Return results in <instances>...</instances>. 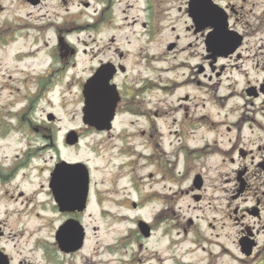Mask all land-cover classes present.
<instances>
[{
	"label": "flooded vegetation",
	"instance_id": "flooded-vegetation-1",
	"mask_svg": "<svg viewBox=\"0 0 264 264\" xmlns=\"http://www.w3.org/2000/svg\"><path fill=\"white\" fill-rule=\"evenodd\" d=\"M100 254L264 264V0H0V264Z\"/></svg>",
	"mask_w": 264,
	"mask_h": 264
},
{
	"label": "rangeland",
	"instance_id": "rangeland-1",
	"mask_svg": "<svg viewBox=\"0 0 264 264\" xmlns=\"http://www.w3.org/2000/svg\"><path fill=\"white\" fill-rule=\"evenodd\" d=\"M17 11H19V6H17ZM67 97L69 98V101L64 104L66 106H60L63 98L62 96H59L56 93L49 94L48 97L49 103H47V100L44 101L43 103L45 111L56 110L57 114L62 119L61 122L56 123V125H58L61 128V130H59L56 133L58 137L61 155L69 159L92 160L94 155L92 153V144L90 143L93 140V138L89 135L88 132L84 133L85 137L80 141V144L75 148L66 149L63 146L62 139H63V135L65 134L66 128L78 124L77 120L73 121L71 115H68L69 110L75 109V107L78 106L76 101V89H74L73 93H69ZM54 103L56 108L51 109V106H54ZM51 155L52 152H48L45 154V156L47 157H50ZM98 256H97V264H100V260L104 261L106 255L104 256V254H100Z\"/></svg>",
	"mask_w": 264,
	"mask_h": 264
},
{
	"label": "water",
	"instance_id": "water-1",
	"mask_svg": "<svg viewBox=\"0 0 264 264\" xmlns=\"http://www.w3.org/2000/svg\"><path fill=\"white\" fill-rule=\"evenodd\" d=\"M84 95H85V98H86V106L84 108L85 109L84 122L86 124H92L93 121L91 119H93V118H96L97 120L103 118L104 121H106L107 118L105 116L104 117H100L99 115L91 116V113L89 111L91 109L90 83H87L85 85ZM105 125H106V123L101 125V126H99V127L100 128H104ZM67 141L70 144H75L78 141V136H77L76 132H74V131L70 132L68 134Z\"/></svg>",
	"mask_w": 264,
	"mask_h": 264
}]
</instances>
